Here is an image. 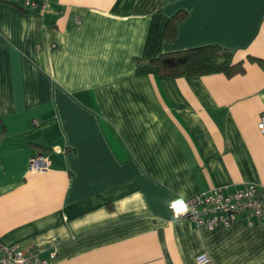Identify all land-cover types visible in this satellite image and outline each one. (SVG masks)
Segmentation results:
<instances>
[{
	"label": "crops",
	"instance_id": "obj_1",
	"mask_svg": "<svg viewBox=\"0 0 264 264\" xmlns=\"http://www.w3.org/2000/svg\"><path fill=\"white\" fill-rule=\"evenodd\" d=\"M36 2L0 3V247L55 251L50 264H264V219L208 228L169 207L264 189V64L248 58L264 60V0ZM209 44L245 71L150 62ZM39 153L49 168L30 170Z\"/></svg>",
	"mask_w": 264,
	"mask_h": 264
},
{
	"label": "built area",
	"instance_id": "obj_2",
	"mask_svg": "<svg viewBox=\"0 0 264 264\" xmlns=\"http://www.w3.org/2000/svg\"><path fill=\"white\" fill-rule=\"evenodd\" d=\"M7 0H0V3ZM36 0H25V6L34 8ZM46 8L43 2L42 11ZM258 128L264 133V114L260 116ZM50 160L39 153L30 158V170H47ZM174 218L188 217L197 226L214 228L222 225L229 227L237 221H244L248 226L264 219V189L256 183H248L243 188L229 190L220 186L193 197H174L169 204ZM55 251L44 256L35 250H25L18 245L0 247V264H50ZM195 264H212L210 255L199 252Z\"/></svg>",
	"mask_w": 264,
	"mask_h": 264
},
{
	"label": "trees",
	"instance_id": "obj_3",
	"mask_svg": "<svg viewBox=\"0 0 264 264\" xmlns=\"http://www.w3.org/2000/svg\"><path fill=\"white\" fill-rule=\"evenodd\" d=\"M184 14L176 13L168 19L164 27V37L173 38L176 25ZM249 60L264 64V60L249 56ZM158 71L166 76H202L213 73H224L228 77L245 71L244 60L235 61L233 53L216 44L191 47L183 50L163 53L150 60Z\"/></svg>",
	"mask_w": 264,
	"mask_h": 264
}]
</instances>
